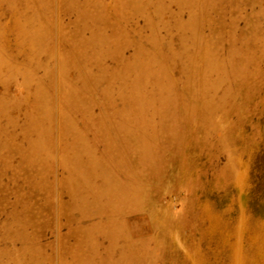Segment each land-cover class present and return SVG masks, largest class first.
Here are the masks:
<instances>
[{
	"label": "rangeland",
	"instance_id": "rangeland-1",
	"mask_svg": "<svg viewBox=\"0 0 264 264\" xmlns=\"http://www.w3.org/2000/svg\"><path fill=\"white\" fill-rule=\"evenodd\" d=\"M0 264H264V0H0Z\"/></svg>",
	"mask_w": 264,
	"mask_h": 264
}]
</instances>
